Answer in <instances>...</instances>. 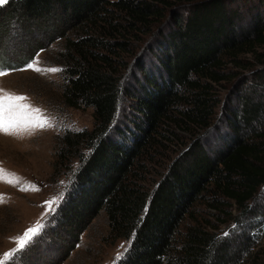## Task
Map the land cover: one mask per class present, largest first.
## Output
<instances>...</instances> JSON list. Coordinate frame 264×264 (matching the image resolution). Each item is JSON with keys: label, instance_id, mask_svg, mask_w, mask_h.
<instances>
[{"label": "trees", "instance_id": "obj_1", "mask_svg": "<svg viewBox=\"0 0 264 264\" xmlns=\"http://www.w3.org/2000/svg\"><path fill=\"white\" fill-rule=\"evenodd\" d=\"M12 19L47 35L0 64L53 43L62 102L92 108L56 142L61 259L103 213L116 264H264V0H7Z\"/></svg>", "mask_w": 264, "mask_h": 264}, {"label": "rangeland", "instance_id": "obj_2", "mask_svg": "<svg viewBox=\"0 0 264 264\" xmlns=\"http://www.w3.org/2000/svg\"><path fill=\"white\" fill-rule=\"evenodd\" d=\"M2 30L0 56H5L7 62H12L26 51L30 41H44L48 27L38 29L32 24L22 26L17 19H12ZM49 46L47 49L38 50L24 66L6 68L10 74L0 77V88L26 96V103L41 109L52 122V126L37 128L32 132L11 135L0 133V168L19 178V183L10 175L0 179V197H3L0 201V257L15 249L17 244L14 238L21 236L37 221L45 223L49 230L55 227L57 223L54 211L58 207L53 206L54 211L44 216L47 211L45 201L61 193L64 197L73 181L70 178L72 172L62 176L55 175L53 162L58 136L67 129L91 127L93 123L90 106L72 107L62 102L60 71H47L49 68H61L60 64L50 62L55 48L53 43ZM258 50L263 51L264 45ZM34 58L39 60L38 67L41 71L27 69L28 63ZM178 143L172 148L180 146ZM172 153L174 155L175 152L171 150ZM75 165L76 163L74 167ZM153 176L149 175L150 186L157 175ZM8 180L12 183L6 182ZM43 231L32 241L29 247L32 252L27 257L23 254L19 257L17 253L15 264H52L53 261L55 264H116L117 255L124 252L128 243L125 239L109 238L103 213L96 216L80 233L73 249L63 259L58 255L67 236L63 233L61 238L55 239L49 237L48 231ZM261 232L264 242V228Z\"/></svg>", "mask_w": 264, "mask_h": 264}, {"label": "snow or ice", "instance_id": "obj_3", "mask_svg": "<svg viewBox=\"0 0 264 264\" xmlns=\"http://www.w3.org/2000/svg\"><path fill=\"white\" fill-rule=\"evenodd\" d=\"M6 2L7 0H0V5ZM38 65L39 60L34 58L33 61L28 63L27 69L41 71ZM47 71L57 72L62 71V69L49 68ZM9 74V71L5 70L4 66L0 64V77L7 76ZM27 99L28 98L24 95H17L0 88V133L8 135L20 134L26 131H35L37 128L52 126L51 120L42 113V110L39 108H34L31 104L26 103ZM5 175H10L15 178L14 173H7L5 169L0 168V179H3ZM15 179L16 183H19V178ZM6 182L12 183L11 180ZM2 199L3 197H0V201H2ZM62 200L63 193L51 198L48 201H45L47 211L43 215L47 216L49 212L54 211L53 206L58 207ZM41 220H43V217ZM45 226V223L37 221L35 225L27 228L21 236L14 238L17 247L5 252L3 256L0 257V264H15L14 258H17V253L26 249L32 243L34 238L43 231ZM232 227L235 229L238 227V225L234 224ZM224 235L227 236L229 233L225 232ZM130 245L131 239L129 241V246ZM121 258L122 254H118L116 260L119 261Z\"/></svg>", "mask_w": 264, "mask_h": 264}]
</instances>
